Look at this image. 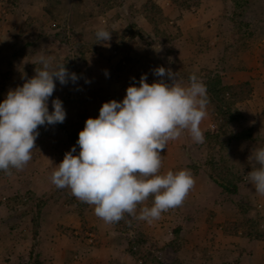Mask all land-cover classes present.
Here are the masks:
<instances>
[{
	"label": "rangeland",
	"instance_id": "obj_1",
	"mask_svg": "<svg viewBox=\"0 0 264 264\" xmlns=\"http://www.w3.org/2000/svg\"><path fill=\"white\" fill-rule=\"evenodd\" d=\"M13 1L7 11L0 0V102L35 75L41 54L53 65L64 63L79 79L67 85L56 81L49 111L52 99L59 98L65 121L40 126L31 161L22 170L12 169L11 176H0V264L27 262L31 251L41 264H264V196L256 194L247 176L258 167L249 159L252 148H264V0H198L183 9L170 0H153L167 19L156 33L141 14L145 0H119L102 14L95 13L93 0ZM100 27L112 33L106 45L97 44ZM160 66L177 72L184 85L193 73L203 82L215 76L224 85L247 81L250 96L237 103L238 120L224 134L218 132L220 145L209 150L205 139L196 143L185 130L161 152V173L190 169L195 179L181 206L151 224L127 214L106 224L94 206L51 182L65 152L76 146L74 155L79 153L65 128L76 125L80 132L104 102L122 101L130 84L139 86L142 74L149 84L159 80L153 70ZM212 111L208 103L200 125L204 138L217 129ZM247 129L249 137L232 138L231 133ZM208 159L236 177L235 194L209 178ZM13 196L19 201L9 207L6 199ZM153 199L145 204L151 206ZM245 220L251 236H243L242 227L237 235L224 232ZM135 230L146 235L145 247H152L156 260L143 263L126 254Z\"/></svg>",
	"mask_w": 264,
	"mask_h": 264
},
{
	"label": "clouds",
	"instance_id": "obj_2",
	"mask_svg": "<svg viewBox=\"0 0 264 264\" xmlns=\"http://www.w3.org/2000/svg\"><path fill=\"white\" fill-rule=\"evenodd\" d=\"M95 37L97 44L106 45L112 33L100 27ZM38 63L35 75L24 78L23 85L10 89L0 102V171L8 176L31 161L40 126L65 121L59 98L52 99L49 111L56 81L67 85L79 79L45 54ZM153 74L160 79L149 84L142 74L139 86L130 84L122 101L104 102L98 117L87 118L76 141L79 153L74 155L73 146L51 173L52 184L94 206L95 215L106 224L121 221L125 214L151 224L181 206L195 184L190 169L161 173V152L185 130L194 142H204L200 125L209 103L206 85L195 73L184 85L177 72L163 66ZM249 159L258 167L247 173L248 179L256 194L264 196V148L253 147ZM149 197L154 198L151 206L145 204Z\"/></svg>",
	"mask_w": 264,
	"mask_h": 264
},
{
	"label": "trees",
	"instance_id": "obj_3",
	"mask_svg": "<svg viewBox=\"0 0 264 264\" xmlns=\"http://www.w3.org/2000/svg\"><path fill=\"white\" fill-rule=\"evenodd\" d=\"M177 8L183 9L189 5H197L198 0H170ZM13 0H5L4 8L9 11L10 6L13 4ZM93 9L96 10L95 13H104L106 10H109L114 5L119 3V0H93ZM141 14L144 19L152 26L154 33L158 32V25L161 24L164 20H167L163 15L162 9L160 6L153 0H145L140 6ZM124 32H127L124 31ZM117 37L118 34L114 33ZM237 48V47H236ZM239 49V48H237ZM236 50V49H235ZM55 65V64H54ZM206 85L208 101L213 105V111L216 114V131L213 133H207L205 138L206 148L211 150L215 145H220L219 133H225L230 123H233L238 120L240 117L238 109L236 108L237 103L247 99L250 96L251 86L247 81H243L237 84H228L224 85L221 82L219 76H215L207 81L203 82ZM59 126V125H58ZM250 131L244 130L240 133H231L232 138H246L250 136ZM65 133L68 136L70 141L76 143L78 140V126L72 125L65 128ZM207 171L208 176L213 182L221 187L225 192L235 194L237 192L236 186V177L228 172L226 166L222 163L218 165L216 162H213L212 159L207 160ZM5 174L3 171H0V176ZM19 201V196H13L6 199L8 206L10 207L12 203ZM246 208L243 207V210ZM36 224V220L34 221ZM34 224L33 239L36 240L37 232L36 226ZM249 221H238L232 223L231 226H226L224 232L230 235L238 234V227H242L241 234L243 236H251L252 232L249 228ZM256 227V225H254ZM247 228V229H246ZM258 228V227H256ZM175 234H178V229L175 230ZM256 239L261 238L259 234L253 233ZM147 242V237L140 231H134L133 237L128 240V244L125 247V252L127 255L131 256L135 260H139L143 263H149L156 260L151 252V246L145 247ZM172 246L173 243L168 244ZM19 264H41V261L38 258V255L31 251L29 253V258L27 262ZM169 264H178L177 261H173Z\"/></svg>",
	"mask_w": 264,
	"mask_h": 264
}]
</instances>
